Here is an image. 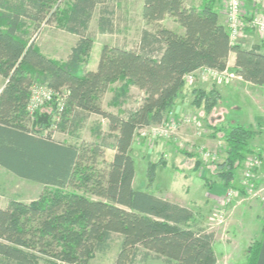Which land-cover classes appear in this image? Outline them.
Listing matches in <instances>:
<instances>
[{"label": "trees", "instance_id": "trees-1", "mask_svg": "<svg viewBox=\"0 0 264 264\" xmlns=\"http://www.w3.org/2000/svg\"><path fill=\"white\" fill-rule=\"evenodd\" d=\"M57 2L0 0V75L6 79L0 91V166L44 187L35 199H10L0 207V264H88L95 253L110 249L114 237L119 248L113 264H216L214 234L196 224L188 207L133 187L129 149L137 131L168 116L187 74L201 67L224 70L230 52L236 73L264 86L260 46L244 49L230 41L215 0L198 7H187L183 0H143L141 18L153 28L140 31L137 49L102 45L91 72L86 70L94 42L90 23L96 20L99 34L114 33L116 7L110 0H72L58 14ZM56 14L76 37L64 60L42 53L34 37ZM166 15L181 32L160 24ZM116 83L109 104L118 111L104 110L101 97ZM34 84L46 85L55 96L30 116L26 107ZM132 86L142 98L122 109ZM190 95V105L202 109L205 120L220 99L215 87L192 88ZM93 114L107 121V129L94 121L93 139L80 140L77 131ZM207 126L210 136L220 135L225 144L216 176L232 188L235 171L254 151L249 141L255 132L243 123ZM61 131L75 141L56 138ZM106 149L114 151L113 157L106 168H98ZM196 160L194 171L200 166ZM159 164L166 166L163 160L148 162L147 187ZM259 246V241L249 244L244 264H255Z\"/></svg>", "mask_w": 264, "mask_h": 264}, {"label": "rangeland", "instance_id": "rangeland-1", "mask_svg": "<svg viewBox=\"0 0 264 264\" xmlns=\"http://www.w3.org/2000/svg\"><path fill=\"white\" fill-rule=\"evenodd\" d=\"M71 1L72 0H59L55 5L57 13L59 14V11H66ZM110 3L112 6L116 7V30L112 34H99L96 28V20H93L90 28L94 33L95 45L90 59L91 64L97 61L102 45H116L128 49H137L140 31L143 28L149 30L153 28L152 25L146 24L141 18L140 11L143 0H110ZM57 18L58 15L56 14V17L50 24H47V26L45 24L40 25L34 37L36 43H40V47H38L42 48L43 52L58 58V60H63L67 57L70 48L75 43L76 37L73 34H66L62 23H58ZM164 26L170 28L174 26L170 17L165 18ZM48 35L49 41L45 40ZM42 39L45 41L42 42ZM51 41H56V43L60 45L53 46ZM88 67L86 65V69ZM114 85L116 86L117 83L112 84L110 88L107 89L102 95L100 103L104 110L117 112L118 108L109 104ZM185 86L190 88L191 85H188L186 82ZM188 92H190L189 89ZM142 95V92L139 90H130V97L126 100L122 109H129L136 106L137 102L142 98ZM186 95L187 94H183L180 98L185 100V98L187 99ZM180 102L183 104V109L188 108L187 100L186 103L185 101ZM190 113L182 112L179 114H172L180 117L181 115ZM167 117H169V115ZM167 117L166 119H168ZM199 117L203 123V131L200 134L197 133V128L192 124L180 125L178 132L166 139L141 136V132L147 131V129L136 132L129 149V154L135 161L136 179L134 188L151 194L155 192L162 195V197H166L167 200L172 197L183 199L194 213L196 224L208 232H213L215 237L214 251L220 258L222 264L230 258H232L231 262L234 264H244L246 242L250 237L258 238L260 234L259 228L264 219V180L259 176V170L263 168L264 160H262L259 168L252 171V176L249 177L251 180L247 182V184H244V173L246 169L244 168V163H242V167L235 171L236 178L233 182V187H225L224 193L228 190H232L234 195H237L241 199L236 209L232 206L237 201V196L233 195L230 201L225 203L224 198L226 193L222 196L221 201L219 203L217 202L218 204L215 202V205L209 206L204 202L205 199L210 197L205 194L210 191L208 181L212 182V180H219L216 176V166L225 157V144L220 140V135L216 136L217 140L208 141L209 137H214L210 136L211 130H209L210 132L206 130L203 122L204 119H202L201 116ZM93 124V118L88 119L77 131L80 140L91 141V139H93L91 135V127ZM101 128L106 130L107 124L102 125ZM67 130L71 131L72 127L69 126ZM69 135L70 134L67 132L62 131L55 133V137L58 139L75 141V138ZM198 136H201V139H197ZM193 137L197 140H194ZM205 140L211 143L210 146H206L207 148L201 146L205 143ZM205 151L213 153V158L205 157ZM256 151L257 150H254L252 153L246 154L244 158H246L247 155H253ZM261 151L264 152V149ZM110 153L111 151L106 149L103 156L98 158V168H106L108 163L107 157H109ZM192 154H195L197 158ZM196 159L199 160L202 167L199 171V176L192 175V179L188 180V189H186L187 187H185L183 178L189 177L188 174H191L193 171V166L197 161ZM161 160L166 162V167L163 166V164L157 166V177L154 179L152 185L147 187L148 180L146 170L148 162L157 163ZM215 189H221V187L216 186ZM43 190L44 187L42 185L19 179L3 168H0V205L7 203L10 199H19L28 202L38 197ZM217 192V190L216 192L214 190L215 194H217ZM220 208H224L225 212L223 215V222L219 223L216 220V213ZM230 208H232V210H230ZM118 248L119 241L114 237L110 249L104 253H95L88 261V264H113ZM142 264L164 263L161 260H149Z\"/></svg>", "mask_w": 264, "mask_h": 264}, {"label": "crops", "instance_id": "crops-1", "mask_svg": "<svg viewBox=\"0 0 264 264\" xmlns=\"http://www.w3.org/2000/svg\"><path fill=\"white\" fill-rule=\"evenodd\" d=\"M203 2H204V0H183V4L187 7L188 6L198 7ZM241 3H242V12H243L245 18H248V16H250L252 13L263 11V9L255 6L250 0H242ZM214 9L219 14V18H220V21L222 22V24L227 25L225 3L222 0H215ZM166 17H170V16L166 15L160 21V24L163 26H164V22H165ZM170 18H171V21L174 24V26L172 28H170V27H168V28L176 30L177 32H181L182 29L179 27L178 23H176L174 21L173 17H170ZM93 20L91 21L90 26H91ZM45 25L47 26V24H45ZM66 34L72 35L71 33H68V32H66ZM45 40H47V41L50 40L49 35L46 37ZM45 40L42 39V42H44ZM235 43H237L238 45H240L244 49H250L254 45H259L261 52L264 54V35H261V34L257 33L256 31H253L250 28H246L244 30V32L242 33V35L237 38ZM51 44L53 46L54 45L55 46L60 45L59 43H56V41L55 42L51 41ZM37 45L39 46L40 43L39 44L37 43ZM94 45H95V41L93 42V46H92L90 57H89L88 64H87V67L88 66L89 67L86 69L87 71H91V72L95 71V69L97 67L98 59H99V56H98L96 62H93L92 64L90 63V59H91V55L93 52ZM40 50L42 53L46 54L45 52H43L42 48H40ZM46 55L51 57V58L58 59L54 56H51L48 54H46ZM225 70L233 73V75H234V77L227 83H219V82L215 81L214 79H212L208 75V72H207L205 67H201V68L191 72L190 74L192 75V81L187 82L188 85H191L190 88H187L186 86L183 88L182 92L178 95L177 99L175 100V104H174L173 109L169 112L168 115H170L172 113L179 114L182 112L183 113L184 112L185 113L192 112L191 114L195 113V114L201 116L202 119H204L205 115H204L203 110L202 109H195L190 105L191 95H190V92H188V89L191 90L192 88H198V89H203V90L208 91L212 87H215L220 94V99L218 101V104L212 109L210 114L206 117V120L205 119L203 120L204 125L206 127V130L207 131L210 130L207 126L208 124L214 125V124H217L220 122H227V123H233V124L234 123H243V124L251 127L252 130L255 132V134L253 135V137L249 141V147L253 150H263L264 149V86H259V85L250 83L248 81H245L236 73L235 54L233 52H230L227 56V64H226ZM5 83H6V79L0 75V91L4 87ZM134 89L138 90V88L135 86H132L130 90L132 91ZM183 94H187L186 95L187 99L185 98V100H184V99L180 98V96L182 97ZM186 100L188 103V108L183 109V106H182L183 104L180 101H185V103H186ZM101 107L103 108L102 104H101ZM92 118L94 121H96V120L100 121L102 123V125L107 124V121L105 119H102L101 117H99L97 115L93 114V115L89 116L88 119H92ZM209 138H208V141L217 140V137L210 138V139ZM193 139L194 140L201 139V136H198L197 139L193 137ZM208 141L205 140V143H203L201 146H203V147H206L208 145L210 146L211 143H209ZM108 151H111V153H110L109 157H107V159H108V161H111V159H112L111 157H113L114 151H112V150H108ZM263 160H264V158H263ZM134 167H135V161H134ZM201 167L202 166L200 165L196 171L193 170L192 171L193 173L191 172V174H188L189 177L183 178V181L185 183V187H187L186 189H188V184H187L188 180L192 179V175L199 176L198 174H199V171L201 170ZM0 168H3V167L0 166ZM259 176H261L262 179L264 180V162H263V168L261 170H259ZM156 177H157V175H156ZM156 177H155V179H156ZM19 179H22V178H19ZM135 179H136V170H135V175H134L133 183H132L133 187L135 186ZM23 180H25V179H23ZM33 183H35V182H33ZM211 183L212 184L209 185L210 191L205 193L206 195H209L210 197L208 196L209 198L205 199V201H204L209 206L215 205V202H216V204H218L221 201L222 196L226 193V192L224 193L225 187L223 186L222 181L212 180ZM37 184H39V183H37ZM216 186L221 187V189H215ZM203 187H206V186H203ZM201 189H202V186H201ZM214 190H215V192H216V190L218 191L217 194L214 193ZM153 194L156 196L162 197V195L157 194L155 192ZM234 196H237V195H234ZM162 198L167 199L166 197H162ZM168 200L175 202V203H178L180 205H183L185 207H188L190 209L189 205L183 199H177V198L172 197L171 199L168 198ZM240 201H241V199L237 196V201L235 202V204L232 207L234 209H236V206L240 204ZM6 204L7 203L0 205V207H4ZM230 210H232V208H230ZM259 229H260V234H259L258 238L256 239L255 237H250L248 239V241L246 242V248L245 249H247V247L249 246V244L251 242L259 241L260 242L259 253H258V257H257L255 264H264V219L261 222V226ZM214 246H215V243L213 245V248H214ZM215 256H216V264H222L220 258L216 255V253H215ZM241 258H242V256H241ZM231 260H232V258L227 259L224 264H234L233 262H231ZM236 263H238V262H236Z\"/></svg>", "mask_w": 264, "mask_h": 264}, {"label": "built area", "instance_id": "built-area-1", "mask_svg": "<svg viewBox=\"0 0 264 264\" xmlns=\"http://www.w3.org/2000/svg\"><path fill=\"white\" fill-rule=\"evenodd\" d=\"M226 6L227 27L229 31V38L232 43H235L237 38L242 35L246 28H250L257 33L264 35V0H250L255 6L263 9L262 12L252 13L248 18L244 17L242 12V0H222ZM208 75L219 83H227L233 77V73L227 70H218L206 68ZM185 82L192 81V75L189 73L184 77ZM55 96V92L43 84H34L30 87V96L27 102V111L30 116L44 103L49 102ZM63 99L59 98L58 107L62 109ZM168 119H164L160 124L152 125L142 130L141 136H151L152 138H169L178 132L180 125L192 124L197 128V133L203 131V123L197 114H184L179 116L170 114ZM148 135H147V134ZM205 157L213 158V153L209 151L204 152ZM264 158V152L257 150L253 155H247L244 158L245 183L249 182L252 171L259 168ZM243 179V180H244ZM234 195L232 190H228L225 194V203L229 202ZM225 209L220 208L216 213L217 222H223V215Z\"/></svg>", "mask_w": 264, "mask_h": 264}, {"label": "bare ground", "instance_id": "bare-ground-1", "mask_svg": "<svg viewBox=\"0 0 264 264\" xmlns=\"http://www.w3.org/2000/svg\"><path fill=\"white\" fill-rule=\"evenodd\" d=\"M142 130V129H141Z\"/></svg>", "mask_w": 264, "mask_h": 264}]
</instances>
